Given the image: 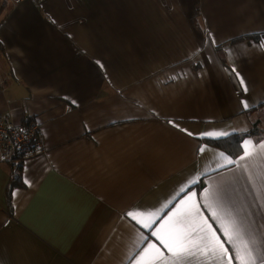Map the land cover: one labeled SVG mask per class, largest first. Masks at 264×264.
Segmentation results:
<instances>
[{"label": "crops", "instance_id": "obj_1", "mask_svg": "<svg viewBox=\"0 0 264 264\" xmlns=\"http://www.w3.org/2000/svg\"><path fill=\"white\" fill-rule=\"evenodd\" d=\"M262 40L264 0H0V115L34 122L43 144L9 192L0 160V264H136L149 243L156 264H173L143 225L218 186L233 218L251 206L264 264V114L236 158L203 142L247 133V112L264 107ZM213 210L231 216L202 208L214 228Z\"/></svg>", "mask_w": 264, "mask_h": 264}, {"label": "snow or ice", "instance_id": "obj_2", "mask_svg": "<svg viewBox=\"0 0 264 264\" xmlns=\"http://www.w3.org/2000/svg\"><path fill=\"white\" fill-rule=\"evenodd\" d=\"M205 42L210 45L216 44L215 38L210 32ZM259 47L264 49V40L260 42ZM231 51L230 49L229 52ZM225 71L235 73L240 85L243 86V92L247 93L248 88L245 78L236 71L235 66L233 65L231 68L225 69ZM171 79L175 80L177 76L173 75ZM240 102L244 108L248 107V102L243 98ZM169 123L174 122L169 121ZM188 135L193 134L188 133ZM203 135L217 137L222 134L217 132ZM249 144H251V141H244L245 148ZM259 147L264 149V144H260ZM199 151H202V149H198ZM250 155L248 151H244L239 159L243 160ZM232 163L233 161L229 160V164ZM24 182L31 186L29 180L26 179ZM229 195V192L223 186H218L213 191L205 190L203 199L208 201V203L201 204L195 199L197 196L196 192L188 195V192L185 191L179 201L168 209V212L171 214L165 213L166 219L154 228L152 224L146 223L143 225L144 228L151 229L150 234H146L147 238L155 237L159 245L171 254L173 264H183L188 258L198 256L201 253L210 255L217 260L218 264H233L234 261L237 264H256L254 253L260 247V244L256 237L258 229L255 228V214L251 211L250 206L249 211L242 219L233 218L235 217V213L229 203ZM184 196H187V200L184 199ZM213 203L231 213L228 219H224L218 215L216 210H213L210 219L221 221L215 228L212 223H208V219L205 218L204 213L201 211L202 208L208 209L212 207ZM127 215L131 216L134 220L136 219V214L132 212H128ZM152 215L155 214L153 213ZM218 233L220 234L218 235ZM152 249L159 252L161 258L164 257V253L160 252L157 244L149 243L147 247L142 248L141 251L136 253V256L139 257L136 260V264H156V257L150 253ZM230 249L234 251L235 255L232 254Z\"/></svg>", "mask_w": 264, "mask_h": 264}, {"label": "built area", "instance_id": "obj_3", "mask_svg": "<svg viewBox=\"0 0 264 264\" xmlns=\"http://www.w3.org/2000/svg\"><path fill=\"white\" fill-rule=\"evenodd\" d=\"M16 4L22 0H7ZM41 3L45 0H32ZM43 151L42 137L38 126L29 119L22 126H16L7 116L0 115V160L25 159Z\"/></svg>", "mask_w": 264, "mask_h": 264}, {"label": "trees", "instance_id": "obj_4", "mask_svg": "<svg viewBox=\"0 0 264 264\" xmlns=\"http://www.w3.org/2000/svg\"><path fill=\"white\" fill-rule=\"evenodd\" d=\"M263 109V110H262ZM249 117L251 128L247 133L244 134H232L225 138L218 140H204L203 142L214 146L232 158H236L242 152V140L245 137H251L255 140H258L262 137V132L259 128V118L264 114V107L259 106L249 112H247ZM22 159L12 158L8 161L10 167V182L8 185V192L15 187H21V178H20V169H21Z\"/></svg>", "mask_w": 264, "mask_h": 264}]
</instances>
